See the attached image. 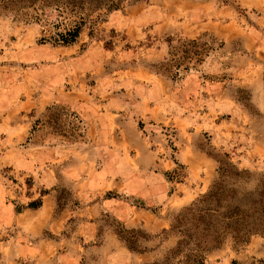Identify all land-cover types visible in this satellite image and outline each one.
Returning <instances> with one entry per match:
<instances>
[{"label":"rangeland","instance_id":"obj_1","mask_svg":"<svg viewBox=\"0 0 264 264\" xmlns=\"http://www.w3.org/2000/svg\"><path fill=\"white\" fill-rule=\"evenodd\" d=\"M122 5L70 45L41 40L38 24L0 12V119L12 122L13 112L33 116L27 130H0V144L8 149L6 155L0 151V194L23 211L51 193L54 215L66 220L60 233L44 229L35 235L31 215L20 218L26 229L12 221L1 224L0 264H264V214L254 219L258 231L224 234L199 262L189 258L190 245L172 253L184 239L176 218L217 184L241 208L264 205V0L258 8H242L237 0ZM212 23L216 30L209 29ZM248 29L255 40L240 37ZM199 37L210 47L201 64L177 77L156 69L178 40ZM150 87L153 105L131 95ZM89 93L98 104L108 101L110 109L123 106L120 115L130 119L112 135L113 147L137 170H127L128 192L96 189L92 179L97 166H110L96 146L109 139V113L98 119L104 133L95 145L51 162L39 152L47 143L88 138L90 107L61 100ZM70 169L79 177L66 176ZM152 170H162L163 179ZM148 185L159 194L137 193L135 187L146 193ZM118 202L134 205L136 215L121 219ZM92 203L98 214L86 212ZM26 245L38 250L30 253Z\"/></svg>","mask_w":264,"mask_h":264},{"label":"trees","instance_id":"obj_2","mask_svg":"<svg viewBox=\"0 0 264 264\" xmlns=\"http://www.w3.org/2000/svg\"><path fill=\"white\" fill-rule=\"evenodd\" d=\"M124 0H0V12L11 14L40 26L41 40L56 44L75 43L88 25L104 21V16L121 10ZM210 47L202 38L178 40L171 46L169 55L156 69L159 72L177 77L183 71L201 64ZM45 192H42V195ZM223 200L225 202H223ZM199 204L185 210L176 218L184 234L172 253L177 254L181 246L190 245L189 258L195 262L203 259V254L222 242L224 234L240 237L255 231V220H261L264 205H251L241 208L240 204L226 198L223 185L217 184L200 199ZM261 200H258L260 203ZM42 199L30 201L29 208H38ZM258 231V230H256ZM248 235V234H247ZM244 240V239H243ZM168 260V258H166ZM152 264H167V262Z\"/></svg>","mask_w":264,"mask_h":264},{"label":"crops","instance_id":"obj_3","mask_svg":"<svg viewBox=\"0 0 264 264\" xmlns=\"http://www.w3.org/2000/svg\"><path fill=\"white\" fill-rule=\"evenodd\" d=\"M237 1L238 3H240V7L242 8H258V6H260V3H261V0H237ZM206 18L207 17H205L204 20H206ZM215 23H212L209 29L216 30L218 27L216 26ZM217 33L219 35H222L219 32ZM240 37H243L246 41H250L251 39L255 40V33L253 31H250L249 29L241 30ZM141 79L142 81H147L143 77ZM150 91H151V87L148 91H142L139 94L136 91H132L131 95H135L136 100H139L140 98L141 99L144 98L146 99L147 102H150L152 104L154 103V100H153V94ZM125 93L123 92L121 95ZM126 95L128 94L126 93ZM93 98L94 97L92 93H89L87 96H79V97H76V96L72 97L70 96V94H67V97L61 100L62 102H66L69 105L70 104L75 105V103H83L90 107L91 111L88 113V117L86 118L87 119L86 137L88 138L83 139L81 141H76L73 143H65V142L63 143L62 141L52 142L51 144L47 143L45 145L40 146L39 152L42 151V154L44 153L43 155L44 160L51 162V161H56V160L63 159V158H70L71 157L70 151L79 150L81 147L85 145L86 146L92 145V144L95 145V140L97 136L98 135L101 136L102 133H104V128H103L104 124L101 123L102 121L98 119L102 117V115H105L106 117L107 113H109L113 117V120H109L108 124H106L107 125L106 130H108L109 139L106 141L107 143H101L99 145L97 143L96 146H98V148L100 147V149H97V154L102 157L105 156L103 159L105 161L104 164H109L110 166L108 169H105L104 166H100V165L97 166L95 169V174L92 179L97 181V183L94 186L95 188L97 187V188H103V190H115L118 192H121V191L128 192V187H130L131 185L129 178L130 176L132 177V174L129 176V174L127 173V170H134V169L136 170V168L132 166L129 158H127L125 154H123V156L120 155L119 152L113 147L114 143H113L112 135H113V131L116 130V127L120 128L121 130H124L125 126L128 123H130V119L129 117L125 115H120V113H124L122 112L123 106L119 108L118 104H116L117 105L116 109L115 108L110 109L108 108L110 105V104H107L108 101L104 100L102 104H98L95 101H93L94 100ZM114 98L118 100V98H120V95H115ZM54 100H56V98H54ZM125 100H128V99H125ZM96 106L99 107V109ZM12 115H13L12 122L11 121L6 122L3 118L0 119V130H4L7 132H10L11 130H13L15 132H18L17 130H15L16 128L19 129V127L21 128L23 127V129H25L26 127H30V124L32 123L31 122V118L33 117L32 115L30 117H26L27 120L25 119V116H24L25 114L22 112H13ZM8 137H9V134H8ZM121 140H122L121 142H123V138H121ZM3 147L4 145L0 144L1 154L2 155L8 154V151H7L8 149L5 150L3 149ZM104 147L108 148L109 152H107V150L105 149H102ZM19 154L20 153L17 152L16 155L19 156ZM115 155H120V156H118V159L116 158L113 159L112 157H114ZM18 156L16 158L17 161L19 160ZM36 157L39 158V154H37ZM112 160H115V161L117 160L118 163ZM117 164H119L121 168H116ZM111 165H113V167H111ZM137 168H140V166H138ZM120 169H123V170H120ZM76 171L80 173V170L78 168L76 169ZM64 174L68 177H76V176L79 177V174L75 175V172L73 169L66 170ZM151 175H155L154 177H156V179L158 180L160 179V181H161V178L163 179L162 170L160 171L152 170ZM48 178H51V176L48 175ZM80 178L84 180L87 179L85 176H82ZM53 183L54 182H52L51 185H54ZM76 183H79V182L77 181ZM135 189L137 193L140 195L156 196L159 194L158 192H154L153 185L147 186L148 192L146 193L141 192L140 187H135ZM53 196L54 195L51 193H46L44 195V198H43V201L40 207L24 209L23 211H17V210H14L11 204L4 201L3 194H0V198L2 197L3 199V200L1 199L0 201V213L2 214V216H0V225L8 221H12L15 226L17 225L19 226V228L22 227L23 229H26V227L23 224H21L20 218L24 217L25 215H31L32 218L30 219L33 220V225L36 226V229H38V230H32V232H30L31 234L35 235L38 233H42L44 229H49L52 232L60 233V231L64 227V224L66 223V220H63L60 215L59 216L54 215L53 213L54 205L53 204L55 202V199ZM115 207L117 211L119 212L121 219H125L127 217L128 218L134 217L136 215L134 205H131L128 202H120ZM86 212L92 215H95L100 212V209L97 208L96 204L92 203V204H88V207H86ZM125 213H127V215H125ZM153 213H154L153 211L144 212L146 216H150V217H153L152 216L154 215ZM126 222H128V220H126ZM101 248H104V246H102ZM36 249L38 250L37 245L35 247L29 246V245L25 246V250L29 251L30 253ZM35 257H36L37 262H39V260L42 259L41 254H38V253L35 254Z\"/></svg>","mask_w":264,"mask_h":264}]
</instances>
